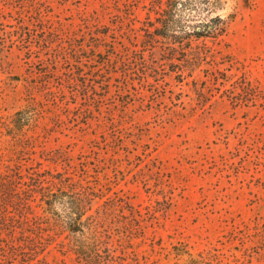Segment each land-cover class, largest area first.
<instances>
[{"label": "rangeland", "instance_id": "rangeland-1", "mask_svg": "<svg viewBox=\"0 0 264 264\" xmlns=\"http://www.w3.org/2000/svg\"><path fill=\"white\" fill-rule=\"evenodd\" d=\"M216 2L226 31L181 54L151 0H0V264H85L47 191L93 194L96 264H264V0Z\"/></svg>", "mask_w": 264, "mask_h": 264}, {"label": "trees", "instance_id": "trees-1", "mask_svg": "<svg viewBox=\"0 0 264 264\" xmlns=\"http://www.w3.org/2000/svg\"><path fill=\"white\" fill-rule=\"evenodd\" d=\"M5 1L19 2L21 0ZM217 8L216 0H151L148 7V22L143 28L146 39L149 43L163 40V43L168 42L166 49L171 51L178 47L181 48V54H186L187 49L193 47L195 40L204 42L209 38L217 39L226 31L227 22L221 15L216 14ZM29 119L30 116L27 111L20 110L16 112L14 117L15 127L22 130ZM37 186L43 190L48 189V187L42 185V181H39ZM83 195L84 204L72 213L67 212V210L61 213L57 209L58 200L55 193L44 192L42 200L47 205V210L56 217L59 225L72 233L73 240L70 242V250L77 255V260L85 264L101 263V261L97 262V259L102 257V242L94 237L95 231L92 230L91 224L87 225L83 221L88 211L92 209L93 194L85 193ZM89 218L87 216V219ZM4 219L5 217L1 220ZM11 220L13 221L11 224H6L7 227L10 226L8 229L17 226L16 222L18 220L15 217H12ZM39 223L37 222L34 228H24V230L34 232L36 228L44 229ZM25 237L27 239L29 236ZM1 241H4V239L1 238ZM85 244L93 247L92 253L87 251L86 246H83ZM29 247L31 248V246ZM32 247H34L35 253L30 256L25 251L19 252L18 247L13 246L14 250L11 252L12 257L7 261L8 264H12L11 260L20 255H22L25 263L35 260V254L41 252L37 249L43 246L34 242ZM41 250L44 251L43 248ZM40 264L47 263L40 261Z\"/></svg>", "mask_w": 264, "mask_h": 264}]
</instances>
